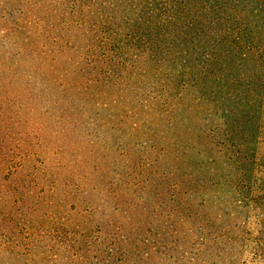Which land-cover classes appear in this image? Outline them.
I'll return each instance as SVG.
<instances>
[{
  "label": "trees",
  "instance_id": "trees-1",
  "mask_svg": "<svg viewBox=\"0 0 264 264\" xmlns=\"http://www.w3.org/2000/svg\"><path fill=\"white\" fill-rule=\"evenodd\" d=\"M50 3H62V22L84 35L85 42L78 48L77 56L82 70H87L86 75L95 74L94 78L86 76L95 82L121 87L125 84V91L141 85L143 92L140 89L139 95H152L160 83L175 82L178 71L185 76L186 84L192 81L201 86L217 82L213 68H218L227 79L229 70L225 67L229 65L236 70H255L260 83L252 90L259 89L264 95V37L259 34L264 36V0H50ZM58 8L55 6L54 12ZM24 11L28 13L27 9ZM10 19L11 16L0 14L1 23ZM203 23L211 26L209 35L213 40L211 49L204 51V76L199 75L200 71L186 69L184 54L180 56L187 41L195 43L187 37L189 32ZM4 30L0 24V33ZM217 84L223 86L222 82ZM222 118L223 122L210 129L204 139L218 146L229 166H237L238 176L227 172L219 178L218 172L217 179L200 178L199 182L198 177L186 179L189 172L183 171L174 182L169 174L163 180L155 164L157 160L146 165L140 161L143 149L133 152L130 148L128 153L133 159L128 163L106 164L101 170L93 166L92 178L81 189L77 182L71 191L65 189V198L69 192L86 194L71 209L60 203L65 200L60 181L62 171L47 163L27 164L28 153L14 145L6 146L0 138V220L9 222L18 217L17 226L0 232V264H40L37 256L29 258V248L38 256L58 250L56 258L63 256L61 264H264V152L262 146L254 152L249 146L262 142L260 121H264V116L253 120L257 129L252 133V125L246 128L247 122L241 118L229 114H223ZM135 126L138 125L134 123ZM136 132L133 130L132 135ZM166 142L170 143L169 148H175L172 140L160 136L158 143ZM186 143L194 147L191 141ZM181 149L180 146L173 150L180 162L185 160ZM212 163H217L216 159ZM68 173L73 175L67 169L63 174L65 184L70 183ZM203 187L204 217L195 207ZM213 188L229 190L230 198L208 204L207 196ZM93 194H98L97 198ZM57 196L59 200L53 202ZM219 206L223 210L218 214L206 212L209 207ZM8 207L10 212L5 213ZM23 213L27 218L22 226ZM231 216L234 227L220 222L219 217ZM42 217L50 220L37 234L43 239L29 231L30 220L40 227ZM176 220L188 223L189 235L180 243L174 241L177 239L171 229ZM10 246H14L11 251L20 259L3 261Z\"/></svg>",
  "mask_w": 264,
  "mask_h": 264
},
{
  "label": "rangeland",
  "instance_id": "rangeland-1",
  "mask_svg": "<svg viewBox=\"0 0 264 264\" xmlns=\"http://www.w3.org/2000/svg\"><path fill=\"white\" fill-rule=\"evenodd\" d=\"M55 6L60 7L57 12H54ZM62 8V3L55 5L50 0H30L29 3L28 0H0V14L11 16L8 23L0 22L1 28H5L0 33V138L7 143L6 146L14 145V148L28 153L29 165H56L55 169L62 171L60 181L64 198L65 189L71 191L75 182L80 184L81 189L92 178L93 166L101 170L106 164L131 161V149L133 152L143 149L140 161L146 165L153 159L157 160L155 164L159 175L165 180L164 175L169 174L171 182L179 178L178 174L183 171L189 172L186 179L198 177L199 182L200 178L217 179L218 172L219 178L227 172H233L235 177L239 175L237 166H229L218 146L210 144V139L205 140L204 137L208 138L210 129L223 122V114L246 121V128L252 125L251 133L257 129L253 120L264 116V95L259 89L258 92L252 90L260 83L258 75L255 77V70H236L227 65L225 69L229 70V75L226 79L218 68H213L217 82L203 83L201 86L192 81L186 84L185 76L178 71L175 82L160 83L152 95H139L140 89L143 92L141 85L125 91V84L121 87L98 83L86 77L94 78L93 72L86 75L87 70H82L77 50L85 42L84 35L77 28L62 22ZM26 9L28 13L24 11ZM209 34H212L211 26L204 23L191 30L187 37L195 43L187 41V47L180 53V56L184 54L186 69H193L196 73L200 71L199 75L203 76L206 65L204 51L211 49L213 41ZM218 82H222L223 86ZM260 122L263 134L264 121ZM134 123L138 126L133 128ZM144 124L145 129L142 127ZM133 130L137 132L132 135ZM163 135L172 140L175 148L181 146L180 153L184 149L183 163L174 157L176 150L169 148L170 143H158ZM188 141L194 147L186 146ZM153 142L157 146H152ZM249 146L253 152L259 146L261 150L262 146L264 152V137L258 146ZM213 159L217 163L213 164ZM67 169L73 172V175L68 173L69 184H65L63 175ZM229 192L227 189L218 191L213 188L207 196V203L222 202L226 197L230 198ZM199 195L195 207L204 217V187ZM83 196L79 191L76 194L69 192L60 203L71 209L73 204H79ZM97 196L92 195L94 198ZM88 197L91 198V195ZM59 198L57 196L53 202ZM222 210L223 206L215 209L209 207L206 212L218 214ZM4 211L9 213L10 208ZM25 218L27 215L21 214L22 226ZM219 218L224 225L234 227L232 216ZM17 219L9 222V219L0 220V232L11 228V225L17 226ZM42 220L40 227L34 226L32 219L29 222V231L39 238L37 234L50 222L44 217ZM187 227V222H173L171 229L174 239H177L175 242L180 243L189 235ZM46 243L43 245L47 246ZM13 248L7 247L9 251L3 256V261L20 259L11 251ZM28 252L29 258L35 259L37 256L40 264L63 262V256L56 258L58 250L48 254L44 252L41 256L30 248Z\"/></svg>",
  "mask_w": 264,
  "mask_h": 264
}]
</instances>
